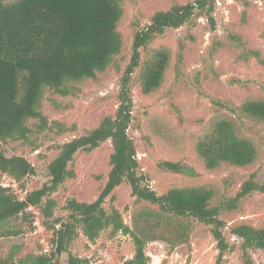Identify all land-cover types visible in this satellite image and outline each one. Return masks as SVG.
Returning a JSON list of instances; mask_svg holds the SVG:
<instances>
[{
    "label": "rangeland",
    "instance_id": "obj_1",
    "mask_svg": "<svg viewBox=\"0 0 264 264\" xmlns=\"http://www.w3.org/2000/svg\"><path fill=\"white\" fill-rule=\"evenodd\" d=\"M190 1L193 0L125 2L119 23L124 46L117 65L94 78L75 82L68 94L45 90L41 111L47 125L40 128V121L31 119L28 140H8L4 144L8 156L26 157L36 171L21 183L2 175L0 183L6 185L3 187L11 188L21 198L42 187L49 179L47 167L59 153V145L95 128L105 115L115 114L120 80L131 58L135 31L145 27L156 11ZM220 1L221 4L217 0L214 4V27L205 14L197 12L184 25L168 28L156 36L142 50L145 57L155 49H167L170 61L160 87L150 93H143L140 88L141 67L133 74L130 85L133 121L128 130L137 147L141 170L149 175L153 189L164 193L173 187L205 186L213 189V204L234 196L252 173L264 181V121L240 116L234 110L246 99H264V0ZM225 117L233 118L238 133L253 141L257 156L247 166L224 163L208 169L195 146L201 136ZM111 152L112 143L108 140L92 151L75 155L69 167L76 176L51 195L56 200L55 217L70 218L66 209L68 199L91 202L98 198L111 169ZM161 160L181 161L194 167L198 174L188 176L161 170L157 165ZM103 206L107 211L117 208L124 223L132 227L134 213L148 203L137 202L130 186L123 183L106 198ZM28 211L32 213L27 218L20 215L0 225V235L20 231L0 239L8 249L20 246L18 256L52 255L53 231L44 227L38 208L31 207ZM221 216L228 225L224 229L228 239L238 243L239 239L230 233L231 225L244 222L264 228V193H250L236 209L224 211ZM191 227L185 243L148 242L145 248L148 264H213L217 248L210 227L196 220ZM134 252L130 234L122 231L112 234V227H108L91 241L78 227L67 250L53 255L52 264H66L70 253L88 259L87 264H123ZM250 253L252 264H264V249H253ZM227 264H243L238 248L228 254Z\"/></svg>",
    "mask_w": 264,
    "mask_h": 264
},
{
    "label": "trees",
    "instance_id": "obj_2",
    "mask_svg": "<svg viewBox=\"0 0 264 264\" xmlns=\"http://www.w3.org/2000/svg\"><path fill=\"white\" fill-rule=\"evenodd\" d=\"M127 1L141 0H0V178L9 175L21 183L27 175L35 173V166L26 157L8 156L4 144L8 140H28L31 119H38L40 128L47 125V118L41 111L47 88L68 94L75 82L94 78L117 65V57L124 46L119 23ZM215 1L193 0L156 11L150 22L134 33L131 58L120 80L115 114L105 115L95 128L59 145V153L47 167L49 179L42 187L28 191L21 198L0 183V225L20 215L27 218V214L32 213L28 209L36 207L44 227L53 231L52 255L18 256L20 246L8 249L0 239V264H52L53 255L67 250L78 227L91 241L108 227H112V234L118 231L130 234L135 252L123 264H148L145 250L148 242L185 243L189 240L193 220L210 227L217 248L213 264H227L228 254L236 248L243 264L253 263L251 250L264 249V228L244 222L233 224L229 227L230 233L239 242H231L224 231L228 225L221 215L236 209L250 193H264V181L252 173L234 196L225 197L217 204H213V189L205 186L173 187L158 193L151 187L149 175L141 170L137 147L128 131L133 121L130 93L133 74L141 67L140 88L143 93H150L160 87L170 61L167 49H155L145 57L142 50L156 36L168 28L184 25L197 12L205 14L214 27ZM234 110L240 116L264 121L263 98L246 99ZM108 140L112 143L111 169L98 198L91 202L68 199L66 209L70 218L55 217L56 200L51 195L76 176L74 169L69 167L75 155L80 151H92ZM195 150L208 169L224 163L247 166L257 156L253 141L238 133L230 117L218 120L201 136ZM157 165L173 173L198 174L194 167L181 161L161 160ZM123 183L130 186L137 202L148 203L134 213L132 227L124 223L117 208L107 211L103 206L106 198ZM19 233L18 230L6 231L0 236ZM88 262L70 253L66 264Z\"/></svg>",
    "mask_w": 264,
    "mask_h": 264
},
{
    "label": "built area",
    "instance_id": "obj_3",
    "mask_svg": "<svg viewBox=\"0 0 264 264\" xmlns=\"http://www.w3.org/2000/svg\"><path fill=\"white\" fill-rule=\"evenodd\" d=\"M217 3L221 4V1L220 0H217ZM3 185V184H2ZM3 186H6V185H3Z\"/></svg>",
    "mask_w": 264,
    "mask_h": 264
}]
</instances>
